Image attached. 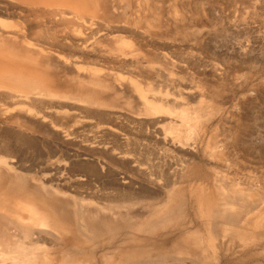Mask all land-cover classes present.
I'll return each mask as SVG.
<instances>
[{
  "label": "rangeland",
  "instance_id": "obj_1",
  "mask_svg": "<svg viewBox=\"0 0 264 264\" xmlns=\"http://www.w3.org/2000/svg\"><path fill=\"white\" fill-rule=\"evenodd\" d=\"M17 2L0 0L10 4L0 13V79L6 81L0 147L9 163L21 162L29 199L40 207L53 198L75 211L83 197L85 215L96 222L107 219L111 230L114 222L134 226L131 237L102 235L98 264L103 252L114 255L112 242L121 235L146 240L137 252L130 243L123 249L142 264H233L248 252H262L255 262L264 264V0H31L34 8ZM142 91L172 108L171 115L147 113ZM22 94L37 98L22 103ZM171 122L182 124L178 134L187 145L169 146ZM169 160L182 168L170 162L178 171L168 170ZM176 171L183 174L178 179ZM171 189L184 193L180 208L171 203ZM221 190L232 198L242 190L253 206L243 219L251 224L254 217L263 227L221 224L211 241L204 214ZM118 196L128 198L117 210L123 221L106 207L119 203ZM173 207L183 209L181 218L170 217ZM163 221L157 235H147ZM186 230L203 241L207 259L190 245L171 246L170 238ZM167 238L168 245L153 246Z\"/></svg>",
  "mask_w": 264,
  "mask_h": 264
},
{
  "label": "bare ground",
  "instance_id": "obj_2",
  "mask_svg": "<svg viewBox=\"0 0 264 264\" xmlns=\"http://www.w3.org/2000/svg\"><path fill=\"white\" fill-rule=\"evenodd\" d=\"M17 1L19 3H21V4H24V5L28 6V7H30V8L33 7V6L31 7L30 5H28V4H32L31 3V0H16V1L14 0V2H17ZM5 4H0V13L7 12V9L9 8L8 6H10V4L9 5H8V3L6 5ZM76 4L82 5L81 2L80 3H76ZM37 17H39V16L37 15ZM10 33H11V35L13 37H21V34H22V32H20V31H13V30ZM4 82L6 83V81H4L3 79H0V84H5ZM8 83L11 84L10 82H8ZM10 92H12V91H10ZM142 92H144V91H142ZM142 92H140V95H141V99L143 100V102L145 104V107L147 109V113H150L151 115L157 114V116H160V117L162 115L161 113H163V117H164L165 114H166V116H167V114H170L171 115V111H173L172 108H171L172 110L171 109L170 110L169 109H165L164 108V105L165 104H161L163 106H159V103L157 105V103L155 104V102L149 101L148 100V96L145 94V92H144V94L146 96ZM10 94L13 95V93H10ZM14 94H15V92H14ZM49 95L52 96L54 94H51L50 93ZM19 97H18L19 100H22L23 101V102L21 101L22 103H25V101L27 102V101H31V100L33 102V100L35 98H37V97H33L32 98V96L31 97L30 96H25V94L24 95L22 94ZM62 97H64V96H62ZM153 97L156 98V96L154 95V96H152V99L151 100H153ZM41 99H42V97H41ZM164 99H163V101H164ZM176 101L178 102V100H176ZM91 103H93V102H91ZM177 104H176V106H177ZM178 113H180V112H178ZM0 114H2V112ZM181 114H182V112H181ZM178 116L180 117L181 115H178ZM163 117H161V118H163ZM185 117H187V116H185V114L183 113L182 114V117H181V120L182 121H180L182 124H184L185 121H187V118H185ZM175 121L177 122L178 120L175 118ZM176 122L175 123L171 122V124H173V126L171 127V125H170V127H171V130L170 131H173V133H174L173 135L175 137L172 135V132H171V135L170 136L168 135V136L171 137V138H173V139H169V140H171V143L172 144L170 142H169L170 144L169 143L168 144H169V146L170 145H175V146H179L180 147V145L184 142L183 140H182L183 141L182 142L181 139H184L185 137L184 138H180L182 136L180 135L181 133L178 134V131L180 129L179 127H181L182 124L180 123L178 125L177 123H179V122H177V123ZM182 126L184 127L185 124L182 125ZM187 127H189V126H186V128ZM191 130H193V129H191ZM194 132L195 131H193V133ZM166 136H164L165 138L163 137L165 140H166ZM196 136H197V134H196ZM169 140L167 139V141H169ZM192 141H194V140H192ZM185 143H187V141ZM185 143H183V145H181V146H184ZM187 144H185V145H187ZM3 147H4V145L2 147H0V264H89V262H93V264H98V263H96V257L98 255V251L101 250V248L99 249V246H101V245L104 244V242L101 243V244H99L100 243V239H102L103 237L109 239L108 236L111 235L113 237V235H114L113 233H116V234H119L120 235V231H121V233H123L122 231H124V233H126L128 231H131L129 229L135 230L133 225H131V226H133V228H131L129 225H127V223H125V224H123L121 226L118 222L117 223L114 222V227H113V230L114 231H113V230H111L112 229V226L110 225V222L107 221V219L103 218L101 221L99 219V222H96L94 218H91L90 216H86L85 215L86 213L82 209L83 208L82 207L83 206L82 201L84 200L83 197H82V201L77 202V206H78V208L80 207V209L77 208L75 211H72V209H69L68 210V208H64L61 204H59L58 202H56V200L53 199V198L49 199V201L46 204H42V205L39 204L40 205V207H39L38 205L35 204L36 202L33 203L34 201L32 202L31 199H29V197L31 198V194L32 193H28L30 186L28 185V182L26 181V179H27L26 176L24 174H22V172H21L22 170L19 169V168L22 167L21 162L18 160L17 162H15V165H12L11 163H9L8 160H6V158L1 155V154H3L5 152V148L6 147H4V148ZM9 147H10V145H9ZM175 148H177V147H175ZM182 148H184V147H182ZM210 148H211V146H210ZM216 158H217V156H216ZM177 161H176V164H175L174 161L172 160V162L176 165L175 168L176 167H179V166H177V165H179V163H177ZM168 162L170 163L171 160H169ZM163 163H167V162L164 161ZM171 163L169 165H167L168 167L167 166H165V167L167 169L168 168L169 169H172V167H173L172 165H174V164L172 163V165H171ZM182 163H184V164H182V166L183 165H186L185 164L186 162L184 161V158H183ZM180 165H181V163H180ZM33 166H31V167H33ZM161 167H162V165H161ZM161 167H160V169H161ZM180 167H179V169L182 168V167L181 168ZM18 169L21 170V171H18ZM26 169H28V168H26ZM29 169L30 170H28V171L30 173V171H32L31 170L32 168L29 167ZM172 170L173 171H175V170L178 171V169H175V170L172 169ZM177 171L174 173V178L176 177L178 179L180 177V174L181 173H179ZM25 172H27V170ZM167 173H166V175H167ZM177 173H179V175ZM55 175H56V173H55ZM182 175L183 174H181V176ZM170 176H172V173H171ZM163 179H166V178H163ZM127 183L129 184L130 182H127ZM166 183L165 184L167 186H169L171 184V178H170V181H169V179H167L166 180ZM167 188H169V187H167ZM43 189L46 190L45 187H43ZM222 191L223 190H221L220 194L217 197L218 202L216 203V205L215 206L210 205V207L206 210V212L204 214L205 216H204L203 223H204L205 226H207L206 227V230L209 233L208 235H210L209 239L211 241H212V237H214V236H216L218 234V227H219L218 225H221V224L224 225L225 224V225H227V227L228 226H233V225L234 226L235 225H238L239 223H241L242 220H244L243 219V215H247L248 216L251 213L250 211H252V209H253V206H251V208H252L251 209L249 207L250 205L248 206V205L245 204L246 202L244 203V201H245L244 200V197H242L240 195V194H242V190H241V192L239 191L240 194L237 191V193H236L237 197H235V198H232L228 194H224V193H226L224 191L222 193ZM169 192H170V196H171L170 199L172 201L171 203H173L174 205H176V204H178V202H181V201L184 200V193H183V191H180V190L179 191H174V190L171 189ZM137 194H139V193H137ZM48 195H49V193H48ZM231 195H233V194H231ZM124 196H123V199L122 200H121L122 196H120L121 198L118 196L120 200L118 198L113 199V200L118 199L117 201L119 202V203H116V204L114 203V205H112L113 207L111 205H109L110 203L108 204L109 206L107 205L106 207L112 209V211L114 210L115 215H118L119 212H117V210L120 209V208H122L123 207L122 205L124 203L128 204V202H127L128 201V198H125ZM126 196L128 197V195H126ZM134 197L136 198V200H138L137 202H139V201L142 200V197H139V195L134 196ZM25 198H26L27 201L25 200ZM139 198H141V200H139ZM32 199H34L33 196H32ZM36 201L38 202V200H36ZM234 201H235V203H234ZM42 202H45V201L42 200ZM132 204H133V202H132ZM235 204L238 206V208L235 207L236 206ZM179 205L180 204H178V206ZM180 207L181 206H179V208ZM103 208L106 211L107 208H105V207H103ZM174 208H176V210H178L177 207H173L172 209H170V213H169L170 217L172 218L174 216L172 218L174 220L181 218V217H179L180 214L178 212L182 211V213H183V209H180V211L179 210L177 211L178 217H176L177 216V213L175 212L176 210ZM234 208H236V211L237 212H235ZM232 210L234 212H232ZM182 213H181V216H182ZM119 217H120V219L122 221L124 220V217H122V215L119 214ZM170 217H168V215H167L168 220L171 219ZM73 221H74V223H73ZM243 222L247 223L248 226H252V227H261L262 226V225H260L261 223L259 221H257V224L254 223V217H253V221L250 222L251 224H249V222L246 221V220H244ZM163 223L165 224V222L163 221V222H159L158 224H156V226L153 225L152 227H150L151 229H149L147 231L148 232L147 235H151V237L154 236L153 234H156L157 235V233H159L158 230H160L162 226L164 227V224ZM69 225L72 226V227H70L71 229H69V228L67 229V226L69 227ZM135 226H137V224ZM68 230H69V232H68ZM186 232H187V230H186ZM185 234H188V235H185ZM185 234H182L181 233L179 237L176 236L178 239L177 240H174L175 242L172 241L173 238H170V239H172V240H170V242H173V243H171V246L173 244L174 245L177 244L176 247H179V244H183V243L184 244H187V245H190V248H189V246H187V247L185 246V247L193 250L194 253H197L198 252L199 253L200 260L203 261L205 259V257L207 259L208 256L206 254V252H207L206 251V248L202 245V242L203 241L197 239L199 237H196V234L195 233L189 234L187 232ZM235 234L237 235L238 234V231L233 232L231 235L233 236ZM102 235H103V237H102ZM128 235H130L129 232H128ZM121 236H120L121 238H119V239L118 238H115L116 241L115 242H112V243H114L112 247H113V249L115 248V250H116V251L112 250V251H114L112 253V254H114L112 257L108 256V253L106 254V252H103L104 250L102 252L105 253V254H102L101 252H99L100 254H102L101 261H99L100 264H126L127 260L128 261H132L133 263L135 262L136 264H142L143 261H141L140 258L129 257V255H125V252H124L125 249H124V247H126V245L128 243H130V245L133 248V250H136V252H137V250H139L138 248H140L141 247V244L142 243L144 244L146 240L144 238H142V239L145 240L144 241V240L140 239V237L138 239V238L135 237V235H133L134 237L130 238V240H128V242H127L125 239H123V235H121ZM114 237H117V236L115 235ZM130 237H131V235H130ZM79 239H82V242H80ZM174 239H175V237H174ZM196 239L199 240L200 243ZM168 241H169L168 238H167V241H164L163 240V241H159V243H157V242L154 241L155 244L153 243V246L155 248H162L164 246H161V245L162 244H167L168 245L169 244ZM94 242H95V245H94L95 249H94V247H92L90 245V244H92ZM161 242H162V244H161ZM90 246L93 249H89ZM105 246H107V245H105ZM211 247H213L212 244H211ZM108 248H110V247H108ZM108 248H107V251H109ZM189 249H187L188 252H189ZM183 250H185V249L183 248ZM255 253L254 252H248V253H246L247 254V257L245 258V260L244 259H240L238 262H234L233 264H242L243 262H245V264H258V262H255V260L256 259H258V260L260 259L258 257L261 256V253L262 252L261 253H258V254H255ZM132 254H134V252H132ZM124 256H127L125 260H124ZM138 256L139 255H137L135 257H138ZM160 257H162V256H160ZM180 260H182V259H180ZM246 260H247V262H246ZM145 261H147V260L145 259ZM159 261L161 263V260H159ZM183 261L187 262L185 258H184ZM149 263H151V262H149Z\"/></svg>",
  "mask_w": 264,
  "mask_h": 264
}]
</instances>
